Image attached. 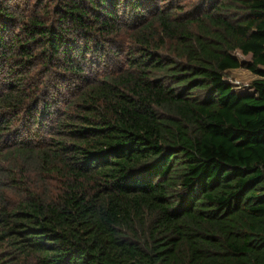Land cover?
Wrapping results in <instances>:
<instances>
[{
  "label": "trees",
  "instance_id": "1",
  "mask_svg": "<svg viewBox=\"0 0 264 264\" xmlns=\"http://www.w3.org/2000/svg\"><path fill=\"white\" fill-rule=\"evenodd\" d=\"M121 3L47 0L26 17L0 0V101L53 67L75 86L36 159L56 186L0 193V264H264V0H212L197 17L161 6L129 71L93 79ZM235 68L257 76L254 92L225 80Z\"/></svg>",
  "mask_w": 264,
  "mask_h": 264
},
{
  "label": "rangeland",
  "instance_id": "2",
  "mask_svg": "<svg viewBox=\"0 0 264 264\" xmlns=\"http://www.w3.org/2000/svg\"><path fill=\"white\" fill-rule=\"evenodd\" d=\"M211 1L129 0L128 6L121 3L118 8L122 28L115 40L118 45L114 47L111 44L113 40L105 43L104 58L96 55L97 63L90 64L87 61L85 66L88 70L87 75L94 79L102 77L101 74L106 72L113 71L119 76L129 71L126 60L133 57L140 58L142 54V48L134 35L140 31L145 21L155 17L159 8L169 9L170 13L177 17L185 15L197 17L210 5ZM15 2L20 5L18 9L20 12H27V17L36 7V3H47V0H15ZM134 5H139L137 9L144 11L143 16L135 13ZM11 30L20 33L22 28L15 26V28L11 27ZM159 43L160 41H154V45ZM151 49L157 51L155 47ZM36 52L40 54L39 49ZM72 52L77 53L75 49ZM159 53L167 56L170 52L162 49ZM234 54L241 61L251 60V55H244L240 50ZM15 57L8 54L7 63L12 65V62L16 60ZM57 78H64V89L61 91L54 89ZM224 78L237 92H254L251 83L257 76L245 68L231 69L227 71ZM70 81V76L64 69L53 67L51 76L41 71L34 77H29L26 80L25 92L19 101L14 102L15 105H7L0 101V193L5 201H16L26 188L39 190L47 180L53 184L51 175L42 170L36 159L40 150L49 145L53 147L52 142L59 138L60 127L57 120L61 116L62 118L66 116L68 109L65 107V99L75 88L74 83ZM17 147L30 148L34 152L30 156H16L12 152ZM53 185L56 186L55 183Z\"/></svg>",
  "mask_w": 264,
  "mask_h": 264
}]
</instances>
